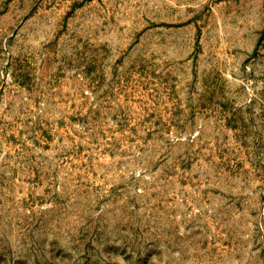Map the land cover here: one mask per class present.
<instances>
[{"label":"rangeland","instance_id":"374dc122","mask_svg":"<svg viewBox=\"0 0 264 264\" xmlns=\"http://www.w3.org/2000/svg\"><path fill=\"white\" fill-rule=\"evenodd\" d=\"M0 264H264V0H0Z\"/></svg>","mask_w":264,"mask_h":264}]
</instances>
